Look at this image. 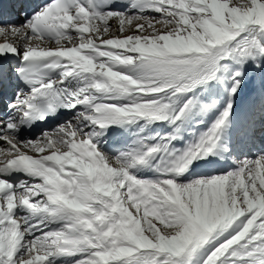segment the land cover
I'll list each match as a JSON object with an SVG mask.
<instances>
[{"label":"snow or ice","instance_id":"snow-or-ice-1","mask_svg":"<svg viewBox=\"0 0 264 264\" xmlns=\"http://www.w3.org/2000/svg\"><path fill=\"white\" fill-rule=\"evenodd\" d=\"M9 70L0 264H264V0H39L20 22L0 3ZM245 89V147L195 172L228 151ZM141 122L170 131L113 144Z\"/></svg>","mask_w":264,"mask_h":264},{"label":"bare ground","instance_id":"bare-ground-1","mask_svg":"<svg viewBox=\"0 0 264 264\" xmlns=\"http://www.w3.org/2000/svg\"><path fill=\"white\" fill-rule=\"evenodd\" d=\"M250 103H258V96L254 93L250 92L249 89H245L242 93L241 97L237 101V105L235 106V125L234 129L231 130V134L233 135L236 128H239L241 123L247 122L250 118L251 111L249 109ZM143 127V122L140 124H132V125H125L123 128H117L114 130H110V135L113 137V144L115 146H125V145H132L134 141L138 140L141 137H147L148 135H154L159 132L161 135L165 132L170 131L166 125H152L148 128H145L143 131L141 130ZM246 131V129H245ZM190 137L187 135L183 136V139L177 142V147H184L187 142L190 141ZM151 143H155V141H150ZM246 145V141H242V138H239L237 143H233L228 139V141L224 144V147L228 149L226 153L217 156H209L204 161H198L197 164L199 167L194 169L195 172H209L220 169L221 167L227 166L231 164V154L236 152L237 149H233V147L243 148ZM108 147V145H105ZM264 146H260L255 148L254 151L258 149H262ZM253 151L249 152V155H252ZM228 157V158H225ZM153 164L156 161L152 162ZM149 170L145 169L139 173L142 178L149 179L151 178L149 175ZM231 231V230H229ZM229 232H226L227 234ZM69 260H67L68 262Z\"/></svg>","mask_w":264,"mask_h":264},{"label":"rangeland","instance_id":"rangeland-1","mask_svg":"<svg viewBox=\"0 0 264 264\" xmlns=\"http://www.w3.org/2000/svg\"><path fill=\"white\" fill-rule=\"evenodd\" d=\"M231 234H234V230L229 234V235H227L226 237H224L223 239H221V240H219L217 243H220V242H222L224 239H226L228 236H230Z\"/></svg>","mask_w":264,"mask_h":264}]
</instances>
